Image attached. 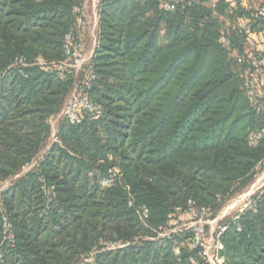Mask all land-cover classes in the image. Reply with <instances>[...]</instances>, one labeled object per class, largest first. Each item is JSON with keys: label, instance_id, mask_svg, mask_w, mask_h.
I'll return each instance as SVG.
<instances>
[{"label": "trees", "instance_id": "16d2710c", "mask_svg": "<svg viewBox=\"0 0 264 264\" xmlns=\"http://www.w3.org/2000/svg\"><path fill=\"white\" fill-rule=\"evenodd\" d=\"M169 1L98 0L95 45L75 74L46 65L68 60L67 33L83 52V0H0V182L10 180L0 193V264H187L190 233L158 232L188 219L189 200L214 218L264 165V134L248 142L264 108L242 88L249 58L264 57V3L184 0L166 10ZM247 17L251 31L240 34ZM75 86L101 114L60 121L58 141L41 153L49 118ZM222 224L224 264H264V185Z\"/></svg>", "mask_w": 264, "mask_h": 264}, {"label": "built area", "instance_id": "2783aa9c", "mask_svg": "<svg viewBox=\"0 0 264 264\" xmlns=\"http://www.w3.org/2000/svg\"><path fill=\"white\" fill-rule=\"evenodd\" d=\"M184 0H172L163 3V8L166 10H173L176 2ZM216 0H210L209 4L214 6ZM78 11V8H75ZM81 18H78V23H81ZM253 19L247 17L240 20L237 23L238 33H248L251 31ZM224 46H228V41L225 38L221 39ZM254 43L248 44V49H253ZM64 54L68 56V60H62L59 62H51L45 64L47 68L64 70L65 68H71L75 74L83 69L88 64L92 51L89 55L77 53L73 48V39L71 34L67 33L64 37ZM23 62V59H22ZM37 63L43 65L42 59H37ZM85 63V65H84ZM251 68L248 72L242 76V88L244 94L249 102L255 109L261 110L264 108V57L262 56H251L249 58ZM81 68V69H80ZM87 77L91 76V71L86 72ZM86 77V78H87ZM82 86L85 88L89 87L88 79L82 81ZM102 112L101 106L94 102L86 93L82 92L80 87L75 86L71 93L64 101L60 111L49 118L50 127L56 122L64 120L70 124L80 123L86 116L93 115L99 116ZM58 126V125H57ZM52 130V142H57L56 130ZM264 134V126L256 131H251L248 134V142L250 144L257 143ZM38 157L37 159H39ZM36 164L34 160L24 170L27 171ZM27 169V170H26ZM115 173L111 170L108 171V175L101 179L102 186H109L113 181ZM10 180L0 182V193L9 184ZM47 194L52 192V187L45 190ZM131 203V202H130ZM176 211H180L176 208ZM185 213L188 217V221L182 225V227L173 226L168 223L166 227H163L158 232V237H170V234L181 233L188 231L190 237L188 239L189 250L193 251L194 254L189 255L187 258V264H224V259L221 255L222 243L220 237L226 230L227 225H217L214 230L210 229L212 218L209 214V208L206 206L198 205L193 201H188ZM139 218L144 221L147 218L148 210L145 206H141L138 210ZM3 239L12 240L9 232V225L7 220H3ZM239 230V228H237ZM114 245L123 246L118 243H107L105 244L106 249H112ZM174 255L177 257V261L180 260V247L174 249Z\"/></svg>", "mask_w": 264, "mask_h": 264}, {"label": "rangeland", "instance_id": "374dc122", "mask_svg": "<svg viewBox=\"0 0 264 264\" xmlns=\"http://www.w3.org/2000/svg\"><path fill=\"white\" fill-rule=\"evenodd\" d=\"M249 1H250V5L255 9L259 8L264 3V0H249ZM97 4H98V0H83V3H82V7H81L82 24L80 26V35H79V44L81 45L83 49V52H80V54L82 55L83 54L89 55L91 51H93V48L95 45ZM79 72L80 70L77 73L79 74ZM57 125L58 124H56V122L52 125L49 139L47 141L46 146H44V148L42 149L41 153L45 149H47L49 144L52 142V139H51L52 130L55 129ZM255 171H256L255 175L253 179L251 180V182L246 187H244L240 192L235 193L233 196L227 199L223 203V205L220 207L216 216L212 218L213 221L210 225L211 230H214L217 225H221L223 221L227 220L230 217H234V215L237 212L243 210V208H245V206L250 202V197L264 185V165L257 166ZM23 172H25V170H23L22 173ZM246 192H249V193L241 198L240 203H238L236 206H234L232 209H230L226 213H223L226 206L232 205L234 204V202L236 203L234 199L238 198V196ZM187 221L188 219L181 218L179 221H177V224L174 222H170V224L172 225V227L176 225L178 227H182V225L185 224Z\"/></svg>", "mask_w": 264, "mask_h": 264}, {"label": "bare ground", "instance_id": "6f19581e", "mask_svg": "<svg viewBox=\"0 0 264 264\" xmlns=\"http://www.w3.org/2000/svg\"><path fill=\"white\" fill-rule=\"evenodd\" d=\"M248 193L249 192L243 193L240 196H238V198L234 199V201H236V203L234 202V204L226 206V208L224 209L223 213H226L227 211H229L230 209H232L234 206H236L238 203H240L241 198L243 196L247 195Z\"/></svg>", "mask_w": 264, "mask_h": 264}]
</instances>
